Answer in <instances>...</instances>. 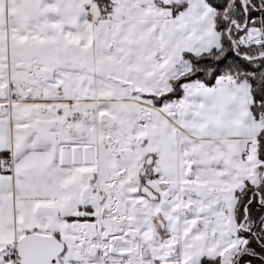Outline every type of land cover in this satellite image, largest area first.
<instances>
[{
  "label": "snow or ice",
  "instance_id": "1",
  "mask_svg": "<svg viewBox=\"0 0 264 264\" xmlns=\"http://www.w3.org/2000/svg\"><path fill=\"white\" fill-rule=\"evenodd\" d=\"M0 264H264V0H0Z\"/></svg>",
  "mask_w": 264,
  "mask_h": 264
}]
</instances>
